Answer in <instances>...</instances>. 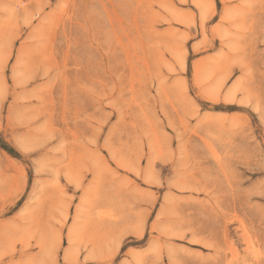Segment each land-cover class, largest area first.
Masks as SVG:
<instances>
[{"label": "rangeland", "instance_id": "374dc122", "mask_svg": "<svg viewBox=\"0 0 264 264\" xmlns=\"http://www.w3.org/2000/svg\"><path fill=\"white\" fill-rule=\"evenodd\" d=\"M0 264H264V0H0Z\"/></svg>", "mask_w": 264, "mask_h": 264}]
</instances>
